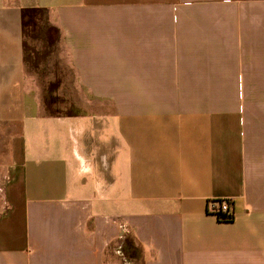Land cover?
Returning <instances> with one entry per match:
<instances>
[{
    "label": "crops",
    "instance_id": "crops-1",
    "mask_svg": "<svg viewBox=\"0 0 264 264\" xmlns=\"http://www.w3.org/2000/svg\"><path fill=\"white\" fill-rule=\"evenodd\" d=\"M25 8L71 82L27 72ZM0 264H264V0H0Z\"/></svg>",
    "mask_w": 264,
    "mask_h": 264
},
{
    "label": "rangeland",
    "instance_id": "rangeland-1",
    "mask_svg": "<svg viewBox=\"0 0 264 264\" xmlns=\"http://www.w3.org/2000/svg\"><path fill=\"white\" fill-rule=\"evenodd\" d=\"M40 25L28 26L25 31L27 72L29 74H34L35 71L39 72L37 65L42 60L45 64L42 62L40 65L47 67V69H42L40 75L44 76L46 74L49 77L51 75L49 71L51 65L54 67L52 70L53 74L51 75V79L48 78V81H53L57 85L66 80L71 82V77H69L68 72L63 67L59 46H56L57 44H50L54 43L56 37L54 40L48 41V37L45 35L44 30L40 28ZM54 91L58 92H54L55 94L52 96L45 94V92L42 96L46 113L48 112V107L54 110V112L61 114L81 111V104L85 96L71 94L68 89L54 88Z\"/></svg>",
    "mask_w": 264,
    "mask_h": 264
},
{
    "label": "trees",
    "instance_id": "trees-1",
    "mask_svg": "<svg viewBox=\"0 0 264 264\" xmlns=\"http://www.w3.org/2000/svg\"><path fill=\"white\" fill-rule=\"evenodd\" d=\"M40 23H42L43 25L48 24V16H47V12L44 8H25L22 11V27H23V31L24 34L26 33V29L28 26L31 25H40ZM42 26L40 25V28ZM55 28L54 27H49L48 26V34L50 35V37L52 39H54V34H55ZM26 47V44H25ZM53 86V85H52ZM54 87H50L46 89V93L47 95H53L55 94L54 92ZM48 112L47 114L51 115V116H76L79 115L80 113H82L81 111L78 112H74V113H69V114H61V113H56L54 112V110L50 109V107H48ZM125 247L128 250H132L134 251L135 254H137V250L134 249L133 243L130 239L125 240Z\"/></svg>",
    "mask_w": 264,
    "mask_h": 264
},
{
    "label": "built area",
    "instance_id": "built-area-1",
    "mask_svg": "<svg viewBox=\"0 0 264 264\" xmlns=\"http://www.w3.org/2000/svg\"><path fill=\"white\" fill-rule=\"evenodd\" d=\"M208 212L219 219H231L233 217L231 199L210 200L208 202Z\"/></svg>",
    "mask_w": 264,
    "mask_h": 264
}]
</instances>
